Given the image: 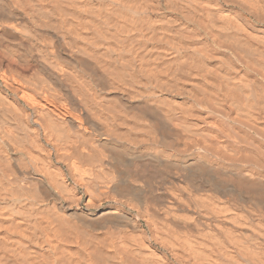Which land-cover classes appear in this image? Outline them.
Masks as SVG:
<instances>
[{"label":"bare ground","instance_id":"bare-ground-1","mask_svg":"<svg viewBox=\"0 0 264 264\" xmlns=\"http://www.w3.org/2000/svg\"><path fill=\"white\" fill-rule=\"evenodd\" d=\"M0 264H264V0H0Z\"/></svg>","mask_w":264,"mask_h":264}]
</instances>
